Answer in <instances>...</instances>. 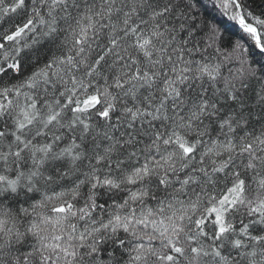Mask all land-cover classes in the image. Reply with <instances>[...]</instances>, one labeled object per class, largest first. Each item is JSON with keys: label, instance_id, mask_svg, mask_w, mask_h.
<instances>
[{"label": "snow or ice", "instance_id": "1", "mask_svg": "<svg viewBox=\"0 0 264 264\" xmlns=\"http://www.w3.org/2000/svg\"><path fill=\"white\" fill-rule=\"evenodd\" d=\"M0 264H264V0H0Z\"/></svg>", "mask_w": 264, "mask_h": 264}]
</instances>
